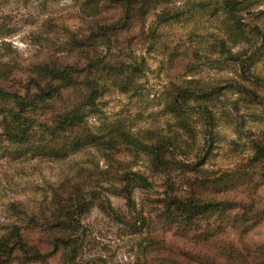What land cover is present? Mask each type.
I'll return each mask as SVG.
<instances>
[{"label":"rangeland","instance_id":"1","mask_svg":"<svg viewBox=\"0 0 264 264\" xmlns=\"http://www.w3.org/2000/svg\"><path fill=\"white\" fill-rule=\"evenodd\" d=\"M0 89V264H264V0H0Z\"/></svg>","mask_w":264,"mask_h":264},{"label":"trees","instance_id":"2","mask_svg":"<svg viewBox=\"0 0 264 264\" xmlns=\"http://www.w3.org/2000/svg\"><path fill=\"white\" fill-rule=\"evenodd\" d=\"M72 68V67H71ZM70 67H64V68H60L57 67L56 65L50 64V65H45L43 67H41L39 69V74L36 75V77H38L39 79H41L39 77L44 75V76H50L53 79H55L58 83V85H51L49 83H47L44 86H41L40 83L36 81H34V87L37 89V92L39 93L40 100H45V99H50L51 96L53 94H56L58 91H60L62 88H66V87H70L72 85H74L75 83V73L73 71H71ZM73 73V74H71ZM35 80V79H33ZM187 91L185 90H179L177 93V97H175V101L179 100L180 98L186 97L187 95ZM0 97H10L13 98L15 100L18 101V107L20 110H24L25 109V104L23 103V101H20V97L18 95H11L9 93H5L4 91H2L0 89ZM177 98V99H176ZM1 99V98H0ZM205 113V111H203ZM72 114L71 119H77L78 113L77 111H74ZM205 117H207V114H204ZM17 121V119H15ZM18 122V121H17ZM210 121L208 119H206L205 125H206V130H207V126L209 127V123ZM78 128V127H77ZM255 152L257 153L256 156H260L261 158H264V149L260 150L259 146L256 145L254 147ZM157 164L160 168V170L162 172L165 173V168L162 163L161 160L158 156H155ZM122 181L126 182V186L132 185L135 186L137 188L140 189H151V183H149V181L142 175L137 174V173H129V174H125L122 177ZM125 192H127L126 194V199L128 201V203L131 205L132 204V200H131V194L130 192H128V187H125ZM195 201H193L192 199H185V201L182 202H175L172 204V206H176L178 214L180 215V217H183L184 219H182L183 221H189V219H191L190 214H194V207H193V203ZM14 240L11 244L9 245H5L4 242L0 241V263L2 262V260H4L5 258H8L10 256H12L15 252H19V253H23L26 254V249H25V245L20 237V235L18 234V231H14V234L12 235Z\"/></svg>","mask_w":264,"mask_h":264}]
</instances>
